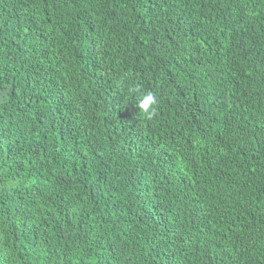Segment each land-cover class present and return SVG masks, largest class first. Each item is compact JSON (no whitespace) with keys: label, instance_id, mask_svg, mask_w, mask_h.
<instances>
[{"label":"trees","instance_id":"1","mask_svg":"<svg viewBox=\"0 0 264 264\" xmlns=\"http://www.w3.org/2000/svg\"><path fill=\"white\" fill-rule=\"evenodd\" d=\"M0 264H264V0H0Z\"/></svg>","mask_w":264,"mask_h":264},{"label":"clouds","instance_id":"2","mask_svg":"<svg viewBox=\"0 0 264 264\" xmlns=\"http://www.w3.org/2000/svg\"><path fill=\"white\" fill-rule=\"evenodd\" d=\"M157 99L153 94H147L140 103L141 110L150 119L155 114Z\"/></svg>","mask_w":264,"mask_h":264}]
</instances>
